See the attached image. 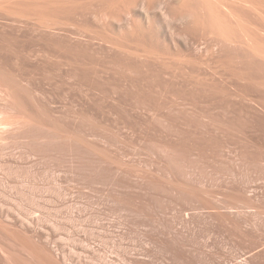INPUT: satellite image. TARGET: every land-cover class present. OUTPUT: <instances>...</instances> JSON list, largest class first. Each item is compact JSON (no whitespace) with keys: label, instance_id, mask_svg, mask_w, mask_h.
Returning <instances> with one entry per match:
<instances>
[{"label":"rangeland","instance_id":"rangeland-1","mask_svg":"<svg viewBox=\"0 0 264 264\" xmlns=\"http://www.w3.org/2000/svg\"><path fill=\"white\" fill-rule=\"evenodd\" d=\"M0 1V264H264V0Z\"/></svg>","mask_w":264,"mask_h":264},{"label":"bare ground","instance_id":"bare-ground-1","mask_svg":"<svg viewBox=\"0 0 264 264\" xmlns=\"http://www.w3.org/2000/svg\"><path fill=\"white\" fill-rule=\"evenodd\" d=\"M10 1V0H9ZM5 2V3H9L7 4V7L8 9L10 8L11 12L15 15V16H18V18H24L25 20L27 21H30L32 20L31 22H37L39 23L38 25L41 26V24L43 25H54L56 23H58L59 20L63 19V15L60 16L62 14V12H64L63 14H65V11H70L69 9L66 10L68 7H70V0H13V1H10V2ZM72 1V0H71ZM74 1V0H73ZM72 1V2H73ZM98 1V0H97ZM96 1V2H97ZM118 1V0H117ZM126 1V0H125ZM195 1H199L200 4L203 6L202 8V11L204 10L205 11V14H207V16H210V20L212 22V24H214L215 26L217 25V28L219 30V35H221L220 37L223 39H228V33H227V30H228V27L227 30H225V26L227 24V21H228V18L231 20L233 19V21H235L236 25L238 26H241V20L238 18V15L236 16L232 11L231 7L230 9H227L228 10V13L225 14V16L227 17H224V20L226 21V24L222 23L223 21L221 20L223 17L221 16V18L218 17V15L216 14V11L218 9L221 10V5L222 3L220 4V1L219 0H178V2L183 5L184 7L187 6H191L195 3ZM1 2V1H0ZM71 2V3H72ZM120 2V0L118 1ZM122 2V1H121ZM124 2V0H123ZM134 2L136 3V5L138 4H141L143 6V0H134ZM147 2V1H146ZM3 2H1V5H2ZM92 3V2H91ZM134 3V4H135ZM138 3V4H137ZM178 3V4H179ZM70 4V5H69ZM102 4V3H101ZM225 5V4H224ZM3 6V5H2ZM1 6V7H2ZM5 6V5H4ZM72 6V5H71ZM151 6V5H150ZM167 6V5H166ZM226 6V5H225ZM149 7V5H148ZM233 7V6H232ZM194 9V8H193ZM184 10V9H183ZM190 11H192L190 9ZM190 11L187 12V9H186V13L185 16H188V17H191L192 16V13H190ZM194 13H195V10H193ZM223 12V11H222ZM225 12H227L225 10ZM204 13V12H203ZM218 13V12H217ZM220 14V13H218ZM67 15V14H66ZM195 15V14H194ZM198 15V13H197ZM69 17V16H68ZM195 17V16H194ZM206 17V16H204ZM65 18V16H64ZM226 18V19H225ZM241 18V17H240ZM66 19V18H65ZM68 19V18H67ZM189 19V18H188ZM191 19V18H190ZM229 20V21H230ZM63 21V20H62ZM69 21V20H68ZM198 22V21H197ZM35 23V24H37ZM61 23V22H60ZM207 23V22H206ZM233 23V22H232ZM211 24V25H212ZM58 25V24H57ZM138 25V24H137ZM209 25V24H208ZM234 25V26H236ZM44 26V27H45ZM46 26V27H47ZM127 26L129 27H132L134 26L135 27V24H133L130 20L127 21ZM204 26V25H203ZM244 26V25H243ZM137 27V26H136ZM209 27V26H208ZM213 27V26H212ZM237 27V26H236ZM242 27V26H241ZM240 27V28H241ZM52 28V27H50ZM214 28V27H213ZM232 28V27H230ZM208 29V28H207ZM239 29V28H238ZM215 30V28H214ZM244 31V30H243ZM246 31V30H245ZM218 32V31H216ZM238 32V31H237ZM238 34V33H237ZM244 34V33H243ZM230 35V34H229ZM236 35V34H235ZM245 35V34H244ZM243 35V36H244ZM252 35V34H251ZM234 36V35H233ZM247 36V34L245 35ZM231 37V35H230ZM236 38V37H235ZM255 38V37H254ZM238 39V38H237ZM252 39V38H251ZM251 39L249 38H245L246 40V48L254 55L260 57V58H263L264 59V52H262L260 50V46L258 48V46H256V44L254 43V40L253 42L250 41ZM221 40V39H220ZM230 40V38H229ZM228 40V42H229ZM260 40V39H259ZM223 41V40H221ZM234 41V40H233ZM256 41V40H255ZM238 42V41H237ZM243 43V42H242ZM229 44V43H228ZM232 44V43H231ZM5 253V252H4Z\"/></svg>","mask_w":264,"mask_h":264}]
</instances>
